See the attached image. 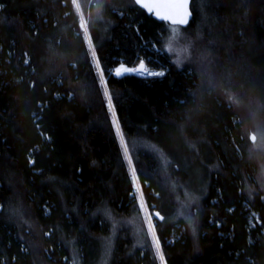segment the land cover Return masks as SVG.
<instances>
[{"label":"trees","instance_id":"1","mask_svg":"<svg viewBox=\"0 0 264 264\" xmlns=\"http://www.w3.org/2000/svg\"><path fill=\"white\" fill-rule=\"evenodd\" d=\"M190 7L0 0V264H264V0Z\"/></svg>","mask_w":264,"mask_h":264},{"label":"rangeland","instance_id":"2","mask_svg":"<svg viewBox=\"0 0 264 264\" xmlns=\"http://www.w3.org/2000/svg\"><path fill=\"white\" fill-rule=\"evenodd\" d=\"M204 1L205 0H198V3L200 4V6L203 5ZM166 27H167V34H166V38H165V50H166V52L171 54L173 60H175L179 64L184 65L186 63H189L192 60V56H193L192 55V45H194L195 42L193 40H189L188 37H185V36L183 37V35H185V33H184V30L181 29L182 28L181 26L169 24ZM149 70H150V73H154V74H152V75L149 74L148 77L161 76L164 73V71H162V70H153V69H149ZM112 73H113V75L116 74L115 68L113 69ZM125 73L126 72H123V74L121 73L120 76L124 75ZM253 136H254V139L252 141V143L254 145L253 148L257 149V148L261 147V149L264 150V140L263 139L261 140L259 133L254 132ZM259 143H260V146H259ZM262 153H264V152H262ZM261 159H262L261 179L264 182V154H263V156H261ZM135 188H137V183H136ZM263 199H264V197H263ZM149 220H150V225H152V217H149ZM250 222H251V225H254L255 223L259 222L258 216L255 212L250 213ZM109 245H110V243L108 244L107 241L104 242V244H103V255L95 264H107L108 263V257L106 256V253H107ZM63 260H65V259H63Z\"/></svg>","mask_w":264,"mask_h":264},{"label":"snow or ice","instance_id":"3","mask_svg":"<svg viewBox=\"0 0 264 264\" xmlns=\"http://www.w3.org/2000/svg\"><path fill=\"white\" fill-rule=\"evenodd\" d=\"M139 2V0H137ZM144 7H149L148 4H145ZM152 7H155L157 9H163L165 10V16L163 18L170 20L173 24L176 25H185L188 23L191 13L189 11V0H174V2L171 3H164V4H155ZM151 11V8H149ZM161 13L157 11L156 15H160ZM129 71H139L144 72L145 66L144 64H141L139 69H127V68H121L117 71V75H120L123 72H129ZM150 75L154 73H149ZM159 248V245H157V249Z\"/></svg>","mask_w":264,"mask_h":264},{"label":"water","instance_id":"4","mask_svg":"<svg viewBox=\"0 0 264 264\" xmlns=\"http://www.w3.org/2000/svg\"><path fill=\"white\" fill-rule=\"evenodd\" d=\"M134 1L140 8H142L146 13L151 14L156 20L164 21V22H167V23H169L171 25H176V24H173L170 20H167V19L163 18L165 16V10L157 9L155 7H152L155 4L171 3V2H174V0H139V2H137V0H134ZM145 4H148L149 7H144ZM190 5H191V0H189V11L191 13V16H190V19H189L188 23L185 24V25H178V26L185 27L192 20L193 13L191 11ZM149 8H151V11L149 10ZM157 11H159L161 13L159 16L156 15ZM141 64H144V66H145V71L144 72L133 71L131 73L136 74V75L140 74L139 76H141V77H148V75L150 73V70L147 68L146 64L143 61H140L135 67H128V66L127 67L130 68V69H139ZM131 73H125V74H131ZM251 138L253 140L254 136L251 135Z\"/></svg>","mask_w":264,"mask_h":264},{"label":"bare ground","instance_id":"5","mask_svg":"<svg viewBox=\"0 0 264 264\" xmlns=\"http://www.w3.org/2000/svg\"><path fill=\"white\" fill-rule=\"evenodd\" d=\"M121 68H127V69H130V68H128L127 66H124V65H119V66H117L116 68H115V72L117 73V71L119 70V69H121ZM132 71H129V72H126V73H131ZM123 74V73H122ZM115 75H117V74H115Z\"/></svg>","mask_w":264,"mask_h":264}]
</instances>
